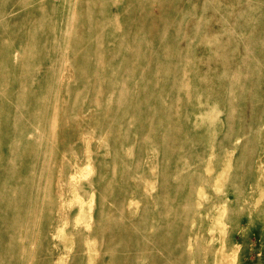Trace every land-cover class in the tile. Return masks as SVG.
<instances>
[{
	"label": "bare ground",
	"instance_id": "1",
	"mask_svg": "<svg viewBox=\"0 0 264 264\" xmlns=\"http://www.w3.org/2000/svg\"><path fill=\"white\" fill-rule=\"evenodd\" d=\"M38 1L0 0V264H80V256L81 264H96L91 251L102 252L99 264H189L195 259L184 248L189 211L171 204L182 203L177 181L184 179L187 163L175 160L176 151L182 127L196 111L192 100L198 62L192 46L208 42L203 12L209 7L202 4L198 12L196 4L183 0H40L32 7ZM154 6L162 15L155 14ZM220 31L234 41L233 28ZM225 52L221 47L220 53ZM220 68L230 104L227 121L233 123L247 82L239 70ZM187 107L192 109L186 114ZM123 120L127 129L121 132ZM90 126L107 135L113 131L126 146L131 128L141 135V146L155 148L159 135L169 142L160 147L159 160L149 157L151 168L144 167L142 154L130 163L120 148H113L109 161L93 166L84 162V169L96 168L101 175L85 185L72 173L70 181H77L68 180L71 197L64 188L69 173L57 155L81 150L84 128ZM155 168L160 183L156 201L145 191H132L137 192L135 201L145 202L136 218L138 208L127 207L128 191L119 195L115 184L136 189L141 175L158 179ZM107 174L106 180L101 177ZM80 186L99 190L95 214L93 200L83 199ZM155 203L161 209L152 212ZM149 219L159 224L155 230L147 227ZM78 224L89 232L78 233ZM118 237L123 243L119 258ZM68 239L84 246L74 248ZM132 240L135 254L130 260ZM41 243L47 245L45 255Z\"/></svg>",
	"mask_w": 264,
	"mask_h": 264
},
{
	"label": "rangeland",
	"instance_id": "2",
	"mask_svg": "<svg viewBox=\"0 0 264 264\" xmlns=\"http://www.w3.org/2000/svg\"><path fill=\"white\" fill-rule=\"evenodd\" d=\"M54 1L59 4L61 0ZM70 1L72 0L66 2ZM183 1L196 4L198 12L202 4L203 8L209 7L203 12V36L208 42L205 47L198 44L192 46L198 62L196 64L198 81L196 84L195 80L192 100L196 111L191 115V122L182 127L183 139L176 151L175 160L179 164L187 163L184 179L177 181L179 182L177 185L180 186V193L177 196L182 197V203L178 201L171 204V207L176 210L178 206H182L184 210L189 211L190 220L187 219L186 222L189 229H186L188 238L184 248L195 258L190 260L189 264H199V260H202L203 264H264V0H236L235 4L230 3V0ZM38 2L32 7L42 3L40 0ZM215 7L223 10L218 11ZM225 9L228 12L231 10L230 13H226ZM153 11L157 15H162L161 9L157 6H154ZM191 27V24L186 25L187 29ZM222 28L235 30L234 41L220 31ZM219 33L223 36L219 37ZM179 41L184 47L185 41ZM221 47L226 50L224 54L220 53ZM13 52L18 55L17 50ZM212 52H216L215 57L211 55ZM247 53H250L249 58H246ZM221 65L230 67V71L232 68L239 70L242 79L247 82L241 88L245 93L236 103L233 123L227 121L231 112L229 113L227 85L220 78L224 73ZM200 79H203V83ZM168 105L169 102L166 101L165 106ZM184 109L187 114L192 107ZM90 127L84 128L87 135L85 142L79 143L81 150L65 153L61 150L57 155L63 159L69 173L64 188L71 197L74 194L69 184L72 173L81 178L85 185L86 181L97 179L101 175L100 170L96 168L91 171L84 169V162L89 161L93 166L98 161H109L113 158V148H120L130 163L141 154L145 163L151 161L149 158L151 156L157 161L162 156L160 147L169 142L159 135L154 141L155 148L150 143L141 146L139 143L141 135H137L136 128H131L129 131L131 142L126 146L119 143L121 138L116 137L113 131L107 135L101 127ZM120 127L121 132L127 129L125 120ZM164 128L159 125V131L163 132ZM145 163L144 167L149 168V163L147 165ZM154 173L158 175L157 180H145L149 174L141 175L140 180L143 182L136 186L137 190L132 185L121 186L119 182L115 184V188L121 189L119 195L128 191L127 207L131 210L138 208L136 218L141 215L145 202L135 201L133 196L137 192L132 191H145L149 200L152 198L156 201L155 197L160 192L159 168H155ZM58 175L59 171L55 170L54 180H57ZM123 175L127 177L126 173ZM101 177L106 180L109 174ZM138 178L139 176L137 180ZM76 181L72 179L70 182ZM77 190L83 199L93 200L95 214L99 190L94 191L84 186L77 187ZM238 198L240 205L237 206L238 210L234 211L232 208L236 205L232 202ZM160 209L161 205L155 203L151 211ZM235 214L237 216H233ZM106 223L108 225L109 222ZM158 225L148 220V228L153 227L155 230ZM74 229L78 233L89 232L88 228L80 224ZM93 230L91 229L94 234ZM132 242L130 246L135 240ZM67 243L74 248L84 246L77 239H68ZM116 243H119V258L123 243L119 237L116 238ZM39 246L42 248V255H45L47 245L41 243ZM134 247L127 252V258L130 260H133L135 254ZM173 247L174 252L178 253L177 242ZM101 253L91 251V260L99 264ZM81 261L80 256V264Z\"/></svg>",
	"mask_w": 264,
	"mask_h": 264
},
{
	"label": "crops",
	"instance_id": "3",
	"mask_svg": "<svg viewBox=\"0 0 264 264\" xmlns=\"http://www.w3.org/2000/svg\"><path fill=\"white\" fill-rule=\"evenodd\" d=\"M234 205H235V202H232ZM233 216H237V214H235V215H233ZM219 227V226H218ZM221 227V230H223V228H222V226H220ZM222 233H223V231H222Z\"/></svg>",
	"mask_w": 264,
	"mask_h": 264
}]
</instances>
